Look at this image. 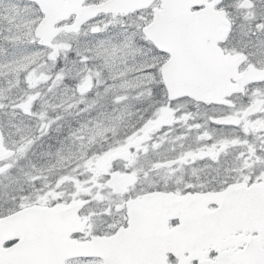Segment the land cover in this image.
Wrapping results in <instances>:
<instances>
[{
	"label": "snow or ice",
	"instance_id": "obj_1",
	"mask_svg": "<svg viewBox=\"0 0 264 264\" xmlns=\"http://www.w3.org/2000/svg\"><path fill=\"white\" fill-rule=\"evenodd\" d=\"M0 264H264V0H0Z\"/></svg>",
	"mask_w": 264,
	"mask_h": 264
}]
</instances>
